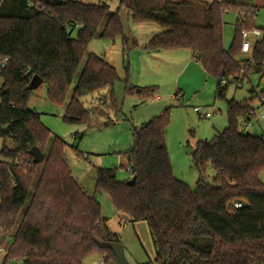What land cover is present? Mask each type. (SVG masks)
I'll list each match as a JSON object with an SVG mask.
<instances>
[{
	"label": "trees",
	"instance_id": "trees-1",
	"mask_svg": "<svg viewBox=\"0 0 264 264\" xmlns=\"http://www.w3.org/2000/svg\"><path fill=\"white\" fill-rule=\"evenodd\" d=\"M264 1V0H263ZM121 8L134 22H155L163 31L144 49H189L217 80L216 99L227 102L228 126L211 140H198L192 162L199 171L196 188L173 172L166 141L169 110L134 128L125 153L133 177L119 180L113 167L97 168L98 193H107L121 222L145 220L156 247L154 259L141 264H264V136L243 132L241 122L254 115L251 99L227 98L228 85L251 73L264 75V30L242 55V32L256 27L254 4L200 0H120L112 12L107 2L0 0V56L9 57L0 73V244L9 243L6 260L21 264H84L86 257L107 254L96 238L121 242L107 231L102 206L73 176L67 143L29 107L36 76L47 84L52 103L65 105L64 119L94 126L84 98L112 90L117 69L88 51L90 42L124 34ZM237 12L236 33L224 43V14ZM77 35L73 36L74 31ZM244 63V65H243ZM226 80V83L223 81ZM74 85L68 102L67 96ZM12 141V145L8 144ZM38 146L42 163L30 154ZM215 171L213 182L206 169ZM242 206L235 207L236 203Z\"/></svg>",
	"mask_w": 264,
	"mask_h": 264
},
{
	"label": "rangeland",
	"instance_id": "rangeland-1",
	"mask_svg": "<svg viewBox=\"0 0 264 264\" xmlns=\"http://www.w3.org/2000/svg\"><path fill=\"white\" fill-rule=\"evenodd\" d=\"M84 2H107L112 12L119 8L120 0H83ZM213 2L216 0H200ZM239 4H254L259 7L254 21L256 27L264 30L263 0H219ZM124 34L116 38H101L97 35L89 44L83 57L96 53L116 69L119 79L113 89L103 90L84 98L85 106L91 111L94 126H82L64 119L65 105L50 101L46 83H31L33 93L29 107L42 113L43 123L54 135L67 145L65 156L73 176L90 196H96L101 203L107 231L119 235L125 246L126 255L132 264H141L156 256L153 237L145 220L121 222L120 213L107 193H98L97 168H117L119 180L132 178L130 163L125 153L133 143L134 128L140 127L155 116L169 110L170 124L166 141L175 176L188 183L193 189L199 171L192 162V152L198 140H211L217 130L228 126L227 102L216 99L217 80L206 72L203 66L192 58L189 49L149 52L144 49L153 35L163 29L155 22L136 23L131 12L121 8ZM224 43L229 49L236 33L237 12L228 10L224 14ZM77 35L75 30L73 36ZM260 39L250 34L249 40ZM160 53V54H159ZM244 58L246 55L242 53ZM244 65V63H243ZM74 85L67 96H72ZM264 90V75L251 73L242 82L228 85L227 98L243 101ZM180 91L178 97L174 95ZM255 108L252 116L253 128L247 132L256 135L264 127V104L255 96L250 101ZM200 106L212 110V117L201 118L194 110ZM242 126L244 122H241ZM86 131V132H85ZM261 135V134H260ZM259 136V134H258ZM4 140L0 137V159ZM12 145V141H8ZM207 180L213 182L215 171L211 165L206 169ZM107 254L94 253L86 257L84 264H98Z\"/></svg>",
	"mask_w": 264,
	"mask_h": 264
},
{
	"label": "built area",
	"instance_id": "built-area-1",
	"mask_svg": "<svg viewBox=\"0 0 264 264\" xmlns=\"http://www.w3.org/2000/svg\"><path fill=\"white\" fill-rule=\"evenodd\" d=\"M250 34H253L258 38L259 37L262 38L263 31L259 28H255L252 31L244 30L242 32V35L244 38V41L242 44V53L244 55H246L247 58L249 57V55L251 53L252 45H253V42H251L249 40ZM9 60H10L9 57H1L0 56V73L7 67ZM223 82L226 83V80H224ZM1 85H2V81L0 80V86ZM260 101L264 104V97H260ZM194 110L199 113L201 118H209V117L213 116L212 111L204 110L200 106H196L194 108ZM243 122H244V125L242 126V130H243V132L247 133L251 129V127H253V123L250 120H245ZM134 171H135V168L133 166H130L129 172L133 175ZM241 206H242V203H240V202L235 204V207H237V208H239ZM8 246H9V243H7L5 245L0 244V264H21V263H17V262H9L6 260V256L8 253ZM96 263L104 264L105 261H104V259H102L101 261H98Z\"/></svg>",
	"mask_w": 264,
	"mask_h": 264
},
{
	"label": "water",
	"instance_id": "water-1",
	"mask_svg": "<svg viewBox=\"0 0 264 264\" xmlns=\"http://www.w3.org/2000/svg\"><path fill=\"white\" fill-rule=\"evenodd\" d=\"M53 1L58 4H61L63 2V0H53ZM33 81L36 85H40L41 83H43V80L38 76H36ZM30 154L34 158V162L36 163H42L46 157V154L38 146H33L30 150ZM135 182H136V177L134 176L131 178L130 183L134 184ZM96 243L101 248L112 249L116 257V264H132L126 255L125 246L123 245V243L114 242V241H104L99 238H96Z\"/></svg>",
	"mask_w": 264,
	"mask_h": 264
},
{
	"label": "crops",
	"instance_id": "crops-1",
	"mask_svg": "<svg viewBox=\"0 0 264 264\" xmlns=\"http://www.w3.org/2000/svg\"><path fill=\"white\" fill-rule=\"evenodd\" d=\"M154 36V35H153ZM152 36V37H153ZM151 39V38H150ZM162 52V51H161ZM160 54V53H159ZM192 58L194 59V60H196L195 58H194V56H193V54H192ZM197 61V60H196ZM198 62V61H197ZM199 63V62H198ZM180 94V91H178L175 95H174V97H178V95ZM254 108V107H253ZM210 111H212V110H210ZM212 113L214 114V112L212 111ZM254 114H255V108H254ZM262 117L264 118V111H263V114H262ZM249 120L250 121H252V123H253V126H254V121H253V119H252V117L251 118H249ZM253 128V127H252ZM261 128L263 129V131L261 132L260 131V129H257V131H256V135H258L259 134V136H264V127L261 125ZM217 131H219V130H217ZM216 131V132H217ZM261 134V135H260Z\"/></svg>",
	"mask_w": 264,
	"mask_h": 264
}]
</instances>
